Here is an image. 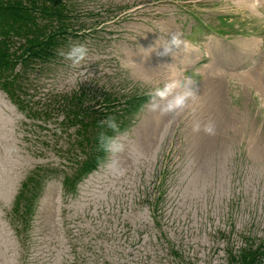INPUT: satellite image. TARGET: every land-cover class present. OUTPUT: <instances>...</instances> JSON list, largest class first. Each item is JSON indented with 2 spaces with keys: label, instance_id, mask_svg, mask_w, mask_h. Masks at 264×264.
Masks as SVG:
<instances>
[{
  "label": "rangeland",
  "instance_id": "374dc122",
  "mask_svg": "<svg viewBox=\"0 0 264 264\" xmlns=\"http://www.w3.org/2000/svg\"><path fill=\"white\" fill-rule=\"evenodd\" d=\"M71 5L75 34L67 36L53 59L35 63L23 79L25 96L40 111L21 110L0 88V264L24 263L20 254L27 201L21 198L16 204V197L20 192L28 196L29 191L41 197L35 233L50 231L47 238L50 252L47 245L42 246L43 242L34 238L35 251H41L48 264L69 263L74 256L69 257V241L63 239L67 231L63 232L60 222L79 226L77 210L89 198L76 203L70 218L59 219V212L66 210L60 192L62 187L67 191L71 188L66 187V179L73 177L91 152L89 146L80 145L85 142L79 139L78 125L68 121L65 103L75 92H87L86 103L95 107L107 93L117 105L114 117L124 127L113 137L119 136L124 151L115 156L106 154L119 163L103 174L111 178L113 192L123 194L128 170L133 184L140 180V167L149 177L155 167L161 170V155H184V158L197 155L204 165V173L198 175L196 184H189L193 174L191 169L187 172L189 163L180 160L176 164L180 179L173 187L177 185L181 191H189L166 197L163 208L169 205L170 211L160 213L152 199L146 197L138 203V211L129 212L125 219L135 214L133 219L143 228L152 229V240L150 237L148 243H139V247L129 246L130 253L125 256L122 252L121 256L114 253L119 258L111 264H131L128 259L133 257L134 264H143L138 253L149 264H230V251L233 253L250 243H264V100L261 103L260 93L252 89L247 97L239 80L226 75L243 70L255 60L260 62L258 75L264 83V3L260 0H71ZM174 32L181 34L187 48H174L175 56L159 55L163 47L156 42L160 40L164 44ZM70 43H84L89 49V56L80 68H71L70 61L60 55L61 51H68ZM205 44L211 50L218 49L219 60H215L213 67L221 73H208L210 56ZM84 67L89 71V80L79 82L75 74ZM173 78L195 81L196 96L183 110L169 115L156 139L148 138L153 134L154 113L159 114L151 110L148 92ZM228 80L231 91L226 89ZM132 95L142 97L145 103L136 113L124 101ZM228 102L235 105L230 113L224 110ZM224 112L225 137L221 139V132L217 131L203 155L205 149L199 145L202 138L198 139V134L214 126L219 114ZM206 130L208 135L212 131ZM92 131L88 129L90 140ZM233 155H242L245 167L235 163ZM213 171L224 175L217 180L219 175ZM234 176L236 179L232 180ZM104 193L96 194L97 201ZM131 196L125 197L126 202ZM202 202L203 218L199 210ZM49 203L51 207L47 208ZM17 205L19 209L15 212ZM45 209L54 210L53 222L48 221L47 225ZM150 220L157 225L156 233ZM188 220L190 225L186 223ZM85 222L92 238V220ZM192 234L204 238V244L184 240ZM76 241L81 242L80 234ZM39 243L41 247L37 248Z\"/></svg>",
  "mask_w": 264,
  "mask_h": 264
},
{
  "label": "trees",
  "instance_id": "16d2710c",
  "mask_svg": "<svg viewBox=\"0 0 264 264\" xmlns=\"http://www.w3.org/2000/svg\"><path fill=\"white\" fill-rule=\"evenodd\" d=\"M71 0H0V88L24 111L39 112L32 106V102L25 96V80L30 68L37 62H47L53 59L67 40V36L75 34L72 29L73 12ZM87 92L73 93L66 100L68 107V121L78 125L79 139H83L91 152L81 164L71 179H66V187H72L77 179L93 170L105 157L106 152L98 150V135L106 131L109 136L117 132L102 129L99 121L107 115L114 116L118 111L117 105L111 102L109 94L104 93L98 107L85 101ZM142 97L132 95L125 98V103L137 108L143 101ZM29 101V102H28ZM71 104V107L69 105ZM26 109V110H25ZM119 130L124 125L117 119ZM92 128V138L89 139L88 129ZM27 182L24 186H27ZM38 193L29 191L25 196L20 192L16 197V204L21 198L26 199L24 223L34 210V200ZM25 196V197H24ZM19 206L14 207L17 212ZM264 243L248 244L238 251L231 253L230 264H262Z\"/></svg>",
  "mask_w": 264,
  "mask_h": 264
},
{
  "label": "built area",
  "instance_id": "2783aa9c",
  "mask_svg": "<svg viewBox=\"0 0 264 264\" xmlns=\"http://www.w3.org/2000/svg\"><path fill=\"white\" fill-rule=\"evenodd\" d=\"M245 165L246 163H243L242 166L245 167ZM176 166L177 165H175V167ZM109 169L110 168L105 170L99 169L96 173H92L83 183L79 185L77 194L67 197V199L61 203L63 208L66 210L64 213L60 211L58 217L59 219H68L75 212V205L77 202L79 203L83 198H89L90 200H88V203L83 205L82 209L77 210L76 216L79 220H81V222L78 220L79 226H75L74 223L71 222L68 223L70 226L69 229L67 224L60 222V227L63 229V232L67 231L65 236H63V239L65 242L69 241L67 244L68 249L70 250L69 257L74 255L70 261H68L69 263L64 262L63 264H98L99 262L97 260L101 261V264H111L119 258V256L114 253L117 252L121 256L122 252L123 256H125L127 253H130L128 250L129 246L139 247V243H148L150 237L152 240V229L143 228L138 220L133 219L135 214H131L128 220L125 219V217L131 210L138 211L140 209L138 203L146 197L151 198L153 201L152 203L155 204L159 191L158 183L160 181L157 168L155 167L153 172L151 171V175L149 177L146 173L142 172L143 169L140 167V180L137 179L134 184L131 182L130 171H126L127 177L123 180V194L113 192L111 178L103 176V174L109 172ZM167 180L170 186L167 196L175 197L176 195L189 191H181L177 185L173 187V183H175L174 181H169V178ZM189 180V184H196V182L191 180V177ZM101 193H104L105 196L101 200L97 201L96 194L98 195ZM128 194L132 196L129 202H126L125 197H127ZM138 195H140L138 199H133ZM199 205L200 214L203 218L205 204L202 202ZM86 206L88 207L86 208ZM166 207V211H170V209H168L170 206L167 205ZM159 212L161 213L162 209H159ZM182 214H186V212H182ZM44 217L46 225L48 224V221L51 223L53 222V219L50 221L47 215H44ZM90 219L92 220V238H90L91 235H88V227L85 222ZM171 221H175V219H172ZM151 223L154 225L153 231L156 233V224L153 221H151ZM186 223L189 225L191 224L189 220ZM33 232L34 234L37 233V235H35L36 239L43 242L42 246L47 245L46 250L50 252L47 243L50 231L49 233H46L44 230L41 232L39 230L35 233L34 229H32L30 232L31 238H33ZM43 233H46V235L42 237L41 235ZM78 234H80L81 242L76 241ZM184 240L187 242L194 241L198 245L204 244V238L201 236L196 237L193 234L186 238L184 237ZM34 245L35 244L33 242L32 252L28 256L30 264H48L49 262L47 261L45 255L41 251L37 253L34 249ZM39 247H41L40 243L37 248ZM138 256L143 260V264H149V260L145 261L142 254L138 253ZM135 261L136 259L134 257L128 259V262L131 264H134Z\"/></svg>",
  "mask_w": 264,
  "mask_h": 264
},
{
  "label": "clouds",
  "instance_id": "9594fccd",
  "mask_svg": "<svg viewBox=\"0 0 264 264\" xmlns=\"http://www.w3.org/2000/svg\"><path fill=\"white\" fill-rule=\"evenodd\" d=\"M156 43L163 47V51L159 53L161 56L172 54L175 56L174 48L179 49L183 46V49L187 48L186 42L181 38L179 32L170 34L164 44ZM60 55L65 60L70 61V67L73 69L80 68L82 62H84L89 56V49L84 43H70L67 52L61 51ZM79 78V82L82 80H89V71L87 67H84L83 71H79L75 74ZM195 81L190 78L180 79L173 78L165 81L162 85L153 88L148 92L150 98V108L152 111H158L161 115L168 113H174L183 110L188 101L196 96V88L193 86ZM162 102V103H161ZM99 126L102 129H110L113 132H119V124L116 118L112 115H107L105 119L99 121ZM98 150L112 153L113 156L124 151V145L120 141L119 136H109L106 131H101L98 135ZM113 164H118V160L111 161Z\"/></svg>",
  "mask_w": 264,
  "mask_h": 264
},
{
  "label": "bare ground",
  "instance_id": "6f19581e",
  "mask_svg": "<svg viewBox=\"0 0 264 264\" xmlns=\"http://www.w3.org/2000/svg\"><path fill=\"white\" fill-rule=\"evenodd\" d=\"M260 2L264 3V0H260ZM210 37H209V40L211 41V38ZM205 46H207V52H208V54L210 56V67L208 69V73H210V72L212 73L213 72L211 75H213L214 73L215 74L221 73L222 72L221 70L219 72H217L218 70L213 67V64H214L215 60H219L220 54H219L218 49L211 50L208 45L205 44ZM174 59L175 60H178L179 57H174ZM259 65H260V62L259 61L256 62L255 60L254 61L252 60V63L248 64V66L245 67L243 70H241L239 72L231 73V74H226V75H227V77H230V78H234V79H238L239 80L240 86H241V89H242V92L244 91L245 92V95L247 97L249 96L251 89L252 90H255L256 92H259L260 93L261 103H262L263 100H264V83H263V80L258 75ZM203 69H202V71H203ZM227 83H228V88H226V89L228 91H231V82H230V80H228ZM233 107H235V105L233 106V103L228 102V104L226 105V107L224 108V110H226L228 113H230V112H232ZM170 114L171 113H168L166 115H161L159 113V114L155 115V113H154L153 128L151 129L152 132H153V134L152 135H148V138L149 137H152L154 139L157 138L160 129L163 128L164 122H166L167 120L170 119V117H169ZM227 116H229V114ZM218 118L219 119L216 121V123H215L214 126H211L210 128L208 126L207 128L202 129L199 132V134H198V137L199 138L198 137L197 138L198 139H201L202 138L201 144H199V145L202 148L204 146V149H205L204 152H203V155H206V153L208 151L207 149L211 145V140L212 139L213 140L215 139V137L217 135V131L221 132V137H222L221 139H223V136H224V133H223V130H224L223 129V124L225 122V112L221 116L219 114ZM7 121H9V120L7 119ZM7 121H4V122L6 123ZM146 125L144 126V128H146ZM206 129H209V130L211 129L212 130L209 135H208V130H206ZM207 135H208V137H207V141H206V136ZM209 139H210V141H209ZM145 140L148 141L147 138ZM197 157H198L197 155H194L193 157L190 158L191 159V163H193L194 165L197 164V167H196L195 171L193 172V178L191 179V180H193V182H197L198 175L199 174L203 175V173H204L203 161L197 160ZM198 161H199V163H198ZM220 175H224V174L222 173ZM205 176L209 177V175H204V177ZM51 195H52V193L49 192L48 193V198H50ZM50 207H51V204L49 203V205H48L47 208H50ZM45 211H46V215H47L48 219L51 221L53 219L54 210L48 211V210L45 209Z\"/></svg>",
  "mask_w": 264,
  "mask_h": 264
}]
</instances>
